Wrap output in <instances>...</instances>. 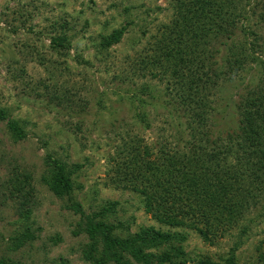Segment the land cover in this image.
Instances as JSON below:
<instances>
[{
  "label": "trees",
  "instance_id": "16d2710c",
  "mask_svg": "<svg viewBox=\"0 0 264 264\" xmlns=\"http://www.w3.org/2000/svg\"><path fill=\"white\" fill-rule=\"evenodd\" d=\"M168 3L169 21L127 64L129 71L118 78L114 93L133 104L136 123L146 129L149 112L163 110L175 141L148 144L138 133H120L109 154L105 184L139 194L159 224L194 230L209 245L233 238L226 262L239 264L234 252L253 228L264 224V0ZM51 27V49H69L68 24L52 22ZM122 35L119 29L101 36L95 51L107 52ZM134 78L149 81L137 84ZM240 81L242 86H236L231 99L230 125L219 129L222 115L217 114L215 103ZM0 121H6L14 140L25 137L20 122L9 119L4 110ZM47 165L41 182L58 197L71 196L72 175L80 166L60 160ZM7 182L24 225L13 240L20 247L35 239L34 190L30 176L24 174H13ZM114 206L86 216V261L180 264L182 234L153 227L124 234L106 219ZM72 208L83 214L78 203ZM194 264L221 263L203 257ZM245 264H264V229Z\"/></svg>",
  "mask_w": 264,
  "mask_h": 264
},
{
  "label": "rangeland",
  "instance_id": "374dc122",
  "mask_svg": "<svg viewBox=\"0 0 264 264\" xmlns=\"http://www.w3.org/2000/svg\"><path fill=\"white\" fill-rule=\"evenodd\" d=\"M171 13L168 0H0V110L20 122L25 134L14 140L6 121H0L2 264H92L83 254L89 241L83 226L86 216L109 204L115 206L106 219L124 234L149 227L182 234L180 264H194L203 257L228 264L233 238L209 245L194 230L159 224L139 194L105 184L109 154L120 133H138L148 144L175 141L163 110L149 112L146 129L136 123L133 104L114 93L118 78L129 71L127 64L147 47ZM52 22L68 24L69 49H51ZM119 29L123 30L119 43L97 53L101 36ZM236 86L241 88L242 82L232 83L215 103L222 115L219 129L230 125ZM51 160L80 166L72 175L71 196L58 197L41 182ZM13 174L30 176L34 190L35 239L20 247L13 240L24 225L7 186ZM73 203L83 214L72 208ZM263 229L264 224L253 228L234 252L239 264L246 263Z\"/></svg>",
  "mask_w": 264,
  "mask_h": 264
}]
</instances>
